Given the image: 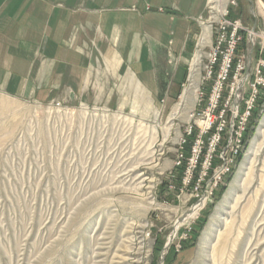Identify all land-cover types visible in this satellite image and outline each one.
<instances>
[{
    "label": "rangeland",
    "instance_id": "1",
    "mask_svg": "<svg viewBox=\"0 0 264 264\" xmlns=\"http://www.w3.org/2000/svg\"><path fill=\"white\" fill-rule=\"evenodd\" d=\"M231 1L224 13L263 35L264 0ZM206 2L184 46L174 51L171 43L158 53L156 61L166 65L158 92L123 67L111 78L114 98L92 102L11 93L2 70L14 61L7 41L13 29L0 18V264H264V143L249 152L264 122V93L238 161L197 216L180 223L196 198L178 194L179 182L168 189L174 174L181 178L174 162L186 127L195 123L197 96L170 114L191 84L197 49L203 54L199 89L204 84L223 18ZM208 24L211 42L198 47ZM243 33L240 54L247 55L250 79L264 58L262 38ZM217 212L215 234L203 242Z\"/></svg>",
    "mask_w": 264,
    "mask_h": 264
},
{
    "label": "crops",
    "instance_id": "2",
    "mask_svg": "<svg viewBox=\"0 0 264 264\" xmlns=\"http://www.w3.org/2000/svg\"><path fill=\"white\" fill-rule=\"evenodd\" d=\"M206 5V0H0V18L9 19L13 29L7 41L14 53L2 70L3 84L16 96L101 101L114 98L111 78L127 67L158 92V74L166 70L156 61L158 53L171 43L174 51L181 49ZM170 85L172 92L174 81Z\"/></svg>",
    "mask_w": 264,
    "mask_h": 264
},
{
    "label": "built area",
    "instance_id": "3",
    "mask_svg": "<svg viewBox=\"0 0 264 264\" xmlns=\"http://www.w3.org/2000/svg\"><path fill=\"white\" fill-rule=\"evenodd\" d=\"M231 3L236 4V1ZM222 15L211 42L207 75L197 94L196 106L199 108H195L192 114L195 123L186 127L174 162L181 178L179 181L174 174L168 185L171 191L177 187L175 182H179L178 194L196 198L189 209L201 204L197 214L225 184L229 167L237 160V150H241L258 99L264 93V58L258 59L252 78L246 79L247 55L240 54L244 31L254 40L262 38L259 42L262 55L264 32L258 35L255 28L249 29L240 19L230 17L229 11ZM253 46H248L249 59Z\"/></svg>",
    "mask_w": 264,
    "mask_h": 264
},
{
    "label": "bare ground",
    "instance_id": "4",
    "mask_svg": "<svg viewBox=\"0 0 264 264\" xmlns=\"http://www.w3.org/2000/svg\"><path fill=\"white\" fill-rule=\"evenodd\" d=\"M209 2H210V5H211V8L213 10H215L218 14H223L225 12L228 0H209ZM216 16L217 15H212V17H214L215 19L217 18ZM212 17H210V18H212ZM210 42H211V25L208 24V25H204L203 26L201 35L199 37L198 47L199 46L201 48L205 47ZM202 57H203V54H202L201 50L197 49L195 54L193 55V58L191 59V65H190L191 84H189V87H187L185 90H183V93L181 94V97H180V101L178 103H176L175 106L173 107V109L171 111V114H170L171 119H172V117H174L179 112L180 106L184 102H187V101L192 102L193 100H195V97L197 96V93H198V90H199V86L198 85H199V80H200V65H201V62H202ZM263 143H264V122L260 126V128H259V130L257 132V135L255 136V138L252 141V144H251V147H250V150H249L250 155H251V153H256L262 147ZM244 144H245V138H243V140H242L241 150H237V157H238L239 153L242 151V147L244 146ZM135 180H139L138 177L135 178ZM141 182H140V184H141ZM133 184H139V182H137V183L136 182H132V185ZM137 190H138V187H137ZM200 206H201V204L196 205V206L192 207L191 209L187 210L184 213V215L182 216V219L180 220V223L187 222L195 214H197V211H198ZM220 216L221 215L219 214V212L215 213L212 216L210 223L208 224V226L206 227V229L204 231L203 238H202L203 242L209 241L211 239V236L213 235V232L215 230V226L217 224V220H218V218ZM214 234H215V232H214Z\"/></svg>",
    "mask_w": 264,
    "mask_h": 264
},
{
    "label": "trees",
    "instance_id": "5",
    "mask_svg": "<svg viewBox=\"0 0 264 264\" xmlns=\"http://www.w3.org/2000/svg\"><path fill=\"white\" fill-rule=\"evenodd\" d=\"M186 147H187V149H188V145H187Z\"/></svg>",
    "mask_w": 264,
    "mask_h": 264
}]
</instances>
